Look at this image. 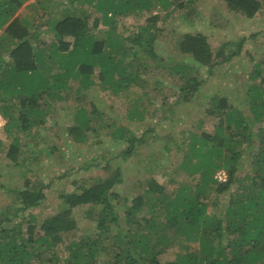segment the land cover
<instances>
[{
	"label": "trees",
	"instance_id": "trees-1",
	"mask_svg": "<svg viewBox=\"0 0 264 264\" xmlns=\"http://www.w3.org/2000/svg\"><path fill=\"white\" fill-rule=\"evenodd\" d=\"M26 1L0 0V115L9 139L0 138L1 160L20 166L29 135L56 109H65L71 97L74 122L66 130L74 143L86 144L98 128L124 145L114 156L101 157L107 176L74 180L75 190L60 194L56 210L40 223L32 210L43 203L50 184L26 175L12 189L17 205L0 210V264H264V55L250 57L246 76L230 75L234 86L228 94L207 97L211 130L201 119L179 141L171 135L157 139L160 149L173 146V155L167 148L175 157L172 175L160 182L150 175L155 163L140 165L145 173L133 180L128 198L117 190L127 168L115 159L132 156L154 128L136 136L87 96L101 92L115 101L133 87L145 89L136 61L158 58L159 10L128 35L112 25L119 16L183 9L195 0H33L27 6L31 14L14 17ZM223 2L246 18L264 12V0ZM43 26L53 37L48 42L40 39ZM178 45L183 58L208 74L235 64L239 54V49L215 54L200 32L184 33ZM170 72L181 82L175 99L164 106L170 115L161 120L189 103L205 82L189 63L173 62ZM145 94L129 101L128 121L144 119L146 106L138 102ZM179 171L186 181L176 182ZM82 206H88L86 216L93 221L88 233L79 231L74 217ZM167 252L172 257L161 260Z\"/></svg>",
	"mask_w": 264,
	"mask_h": 264
},
{
	"label": "rangeland",
	"instance_id": "rangeland-1",
	"mask_svg": "<svg viewBox=\"0 0 264 264\" xmlns=\"http://www.w3.org/2000/svg\"><path fill=\"white\" fill-rule=\"evenodd\" d=\"M84 8L93 11L90 6H84ZM158 10L160 16L154 26L157 30L155 45L158 58H145L144 64L141 60L136 61V69L140 72L145 89L133 87L130 89L132 93L127 92V97L123 96L115 101L101 92H94L87 96L88 99H94L100 109L107 112L109 116L118 118L125 125H129L136 136H140L147 128H154L153 132L147 134V140L136 148L132 156H119L115 159L116 163L127 168L123 172V182L117 186V190L128 198L133 196V193H130L133 180L140 173L142 175L145 173L141 171L140 165L155 163L156 165L151 167L150 175L156 176L160 182H166L168 178L166 175H172L174 167L171 162L175 157L168 156L167 148H171V155H173V146L166 144L160 149V142L157 139L171 135L175 141H179L201 119L203 128L211 130L214 121L207 118L204 112L207 97L215 93L228 94L230 88L234 86L230 75L235 72L246 76L252 67L250 57L253 56L257 60L264 55V12L254 18H246L228 10L223 0H195L193 5L168 12L153 8L138 16L132 14L119 16L112 25L118 33L128 35L136 32L139 26L144 25L145 19ZM25 12L27 10L24 7L21 14ZM91 15L93 16V12ZM46 28V26L42 27L40 39L48 42L53 37L50 33L43 32ZM100 28L105 29V26L100 25ZM196 32L203 33L207 37L215 54L221 55L222 52L229 54L239 49V54L233 58L235 64L224 63L215 68L213 73L208 74L205 67L183 58L178 42L184 33ZM173 62L189 63L193 71L200 75V78L205 79V82L189 103L179 104L168 120H161L164 114L170 115L164 106L175 99L174 95L181 82L178 74L170 72ZM139 64H143V67L140 68ZM236 85L241 86V82H236ZM145 91L147 94L138 102L139 105L146 106L144 119L128 121L125 114L131 104L129 101ZM66 102L68 105L65 109H56L53 116L47 117L43 127L34 129L29 135L19 158L20 166L0 158V210L17 205L12 201V189L20 186L26 175L32 180L50 184L43 203L39 208L32 210L38 218V223L56 210L60 194L75 190L74 180L86 176H107V172L99 166L101 157L114 156L124 143L122 141L117 143L106 130L98 128L90 132L86 144L74 143L68 137L66 130L74 122L73 97ZM4 123L5 120L0 115V138L4 143H8L9 139L2 132ZM111 161L114 165V160ZM27 168L30 170L27 171ZM163 172L166 174L162 175ZM216 175L220 176V179L224 177L222 172H217ZM174 179L177 183L186 181L181 171L174 175ZM87 209L88 206H82L74 211L81 233H88L93 228V221L86 216ZM171 257V252H167L161 255L160 259L165 260Z\"/></svg>",
	"mask_w": 264,
	"mask_h": 264
},
{
	"label": "crops",
	"instance_id": "crops-1",
	"mask_svg": "<svg viewBox=\"0 0 264 264\" xmlns=\"http://www.w3.org/2000/svg\"><path fill=\"white\" fill-rule=\"evenodd\" d=\"M32 2H33V0H28V1L24 2V4L21 6V8L18 9V11L16 12V14L14 15V17H20V16H24L25 14H31L32 13V11L30 10L31 8H28L27 6H28V4H30ZM24 7L26 8L27 12H25V14H21V11H22V9Z\"/></svg>",
	"mask_w": 264,
	"mask_h": 264
}]
</instances>
